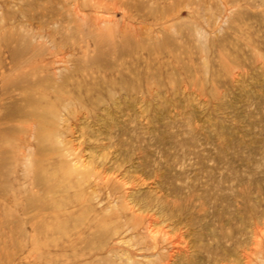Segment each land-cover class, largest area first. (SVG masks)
I'll list each match as a JSON object with an SVG mask.
<instances>
[{"label":"rangeland","instance_id":"1","mask_svg":"<svg viewBox=\"0 0 264 264\" xmlns=\"http://www.w3.org/2000/svg\"><path fill=\"white\" fill-rule=\"evenodd\" d=\"M0 264H264V0H0Z\"/></svg>","mask_w":264,"mask_h":264},{"label":"bare ground","instance_id":"2","mask_svg":"<svg viewBox=\"0 0 264 264\" xmlns=\"http://www.w3.org/2000/svg\"><path fill=\"white\" fill-rule=\"evenodd\" d=\"M39 125V124H38Z\"/></svg>","mask_w":264,"mask_h":264}]
</instances>
